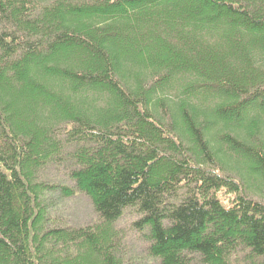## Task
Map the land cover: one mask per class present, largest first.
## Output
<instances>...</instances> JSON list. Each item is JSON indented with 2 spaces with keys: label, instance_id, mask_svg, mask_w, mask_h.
<instances>
[{
  "label": "trees",
  "instance_id": "trees-1",
  "mask_svg": "<svg viewBox=\"0 0 264 264\" xmlns=\"http://www.w3.org/2000/svg\"><path fill=\"white\" fill-rule=\"evenodd\" d=\"M230 165L264 194V0H0V264H126L128 210L156 264H264Z\"/></svg>",
  "mask_w": 264,
  "mask_h": 264
},
{
  "label": "rangeland",
  "instance_id": "rangeland-1",
  "mask_svg": "<svg viewBox=\"0 0 264 264\" xmlns=\"http://www.w3.org/2000/svg\"><path fill=\"white\" fill-rule=\"evenodd\" d=\"M161 112L159 116L163 117V111ZM165 120L168 122L170 121L167 116H165ZM73 151L74 148L72 146H63L59 154V160L49 163L39 174L40 181L51 185L63 184L69 187L73 186V182L68 177V173L74 167V163L71 160V153L73 154ZM215 165L221 168L219 163H215ZM222 170L227 176L236 178L240 181L244 180L248 187L247 194L249 197L258 201H264V194L253 188L254 186L251 185V182L245 179V176L243 178L242 175H239L233 166L223 167ZM55 203H53L54 205L51 208L54 216L61 219V221L69 227L77 228L91 225L96 220L92 204L83 194H77L59 201L56 199ZM138 219L139 217L134 211L128 210L116 224V228L122 237L125 262L126 264H156L154 260L147 259L144 255L146 239L134 226V223Z\"/></svg>",
  "mask_w": 264,
  "mask_h": 264
}]
</instances>
